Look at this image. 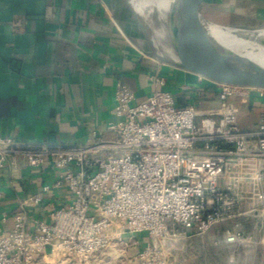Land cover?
Masks as SVG:
<instances>
[{
  "label": "built area",
  "instance_id": "2783aa9c",
  "mask_svg": "<svg viewBox=\"0 0 264 264\" xmlns=\"http://www.w3.org/2000/svg\"><path fill=\"white\" fill-rule=\"evenodd\" d=\"M149 80L153 89L140 103L117 88L109 139L37 145L0 137V178L23 169L50 176L2 214L0 264H91L111 248L124 250L125 233L203 234L244 215L264 226V115L244 131L229 102L264 90L218 85L219 108L199 117L193 105H176L158 73ZM53 190H64L68 203L31 226L29 211ZM223 239L238 240L228 230Z\"/></svg>",
  "mask_w": 264,
  "mask_h": 264
},
{
  "label": "crops",
  "instance_id": "0c3cea01",
  "mask_svg": "<svg viewBox=\"0 0 264 264\" xmlns=\"http://www.w3.org/2000/svg\"><path fill=\"white\" fill-rule=\"evenodd\" d=\"M107 2L0 0V137L37 145H89L94 134L109 139L117 88L126 86L133 103H140L153 89L149 77L157 73L177 106L193 105L199 117L215 114L220 87L145 57L137 30L125 19L116 21ZM197 9L227 28L264 26V0H199ZM229 102L244 131L264 115V93ZM49 178L48 171L23 169L11 176L5 171L0 218ZM68 201L64 190L51 191L29 211V224L49 222L51 211Z\"/></svg>",
  "mask_w": 264,
  "mask_h": 264
},
{
  "label": "water",
  "instance_id": "95a60500",
  "mask_svg": "<svg viewBox=\"0 0 264 264\" xmlns=\"http://www.w3.org/2000/svg\"><path fill=\"white\" fill-rule=\"evenodd\" d=\"M136 1L122 0L146 43V49H139L149 59L216 85L264 90V64L223 46L212 38L204 24L237 32L250 31L210 22L199 13V0H170L164 17L156 11L154 0H146V8L152 10V15L142 16ZM107 3L114 18L109 0Z\"/></svg>",
  "mask_w": 264,
  "mask_h": 264
},
{
  "label": "rangeland",
  "instance_id": "374dc122",
  "mask_svg": "<svg viewBox=\"0 0 264 264\" xmlns=\"http://www.w3.org/2000/svg\"><path fill=\"white\" fill-rule=\"evenodd\" d=\"M109 2L111 11H116L114 19H125L137 30L122 0ZM213 18L214 15H209V19ZM237 29L251 33L264 30V26ZM136 36L143 47L141 50L146 49L142 36L139 33ZM248 207L249 201L245 199L243 209L247 210ZM227 230L237 235L238 240L234 245L225 243L223 239V232ZM123 238L126 243L124 250L111 248L108 257L98 258L91 264H264V226L252 215L220 223L203 234L169 233L163 239L154 240L145 233L134 237L125 233ZM146 248L152 252L144 254Z\"/></svg>",
  "mask_w": 264,
  "mask_h": 264
},
{
  "label": "bare ground",
  "instance_id": "6f19581e",
  "mask_svg": "<svg viewBox=\"0 0 264 264\" xmlns=\"http://www.w3.org/2000/svg\"><path fill=\"white\" fill-rule=\"evenodd\" d=\"M169 1L170 0H154L153 4L156 6L155 9L156 11H160L159 13L162 14V17H164L167 12ZM136 2L139 4L137 10L142 16L148 17L152 15V10L146 8V0H138ZM204 25L212 38L226 48H230L245 55L249 59H254L257 62L264 64V30L247 33L237 32L230 29H220L208 23H205Z\"/></svg>",
  "mask_w": 264,
  "mask_h": 264
}]
</instances>
